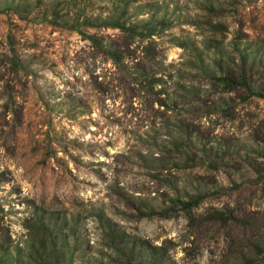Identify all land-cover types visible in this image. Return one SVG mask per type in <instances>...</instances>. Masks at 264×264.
I'll list each match as a JSON object with an SVG mask.
<instances>
[{
	"label": "rangeland",
	"instance_id": "rangeland-1",
	"mask_svg": "<svg viewBox=\"0 0 264 264\" xmlns=\"http://www.w3.org/2000/svg\"><path fill=\"white\" fill-rule=\"evenodd\" d=\"M252 60L264 0H0V251L264 264V98L218 79Z\"/></svg>",
	"mask_w": 264,
	"mask_h": 264
},
{
	"label": "trees",
	"instance_id": "trees-1",
	"mask_svg": "<svg viewBox=\"0 0 264 264\" xmlns=\"http://www.w3.org/2000/svg\"><path fill=\"white\" fill-rule=\"evenodd\" d=\"M154 22V19H147L135 24H129L127 27V24L121 23L120 20H117L116 25L124 30L141 34L144 31L153 32L152 26L154 25ZM161 23H165V20H162ZM253 61L254 60H252L250 64H248L247 61H244V65L240 67L235 75H231L230 72H225L224 75L218 77V79L229 87L241 86L245 88L249 97L260 96L264 98L263 83L258 86L257 89H254L256 82L253 77ZM219 64L222 66L221 62H219ZM198 199L194 202H186L178 199V202L185 207L189 206L190 208L194 205H198L203 197H198ZM39 229L44 233L43 235L45 238L43 243H46V248L37 247V241L32 240L28 255L25 259L20 256L9 254L8 251H3L1 249L0 264H34L32 261L33 257H38L41 260L39 262L40 264H62L66 260L68 243L65 237H60L62 232L59 226L53 222L41 223ZM123 251L124 250H121V252ZM128 253L133 254L132 250H129ZM139 264L145 263L139 262ZM148 264H150V261H148Z\"/></svg>",
	"mask_w": 264,
	"mask_h": 264
}]
</instances>
